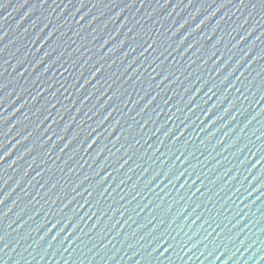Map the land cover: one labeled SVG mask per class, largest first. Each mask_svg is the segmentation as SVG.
Instances as JSON below:
<instances>
[{"label": "water", "instance_id": "95a60500", "mask_svg": "<svg viewBox=\"0 0 264 264\" xmlns=\"http://www.w3.org/2000/svg\"><path fill=\"white\" fill-rule=\"evenodd\" d=\"M0 264H264V0H0Z\"/></svg>", "mask_w": 264, "mask_h": 264}, {"label": "snow or ice", "instance_id": "6c2138e0", "mask_svg": "<svg viewBox=\"0 0 264 264\" xmlns=\"http://www.w3.org/2000/svg\"><path fill=\"white\" fill-rule=\"evenodd\" d=\"M93 143H95V141H93Z\"/></svg>", "mask_w": 264, "mask_h": 264}]
</instances>
